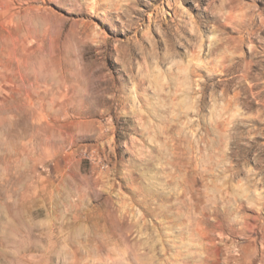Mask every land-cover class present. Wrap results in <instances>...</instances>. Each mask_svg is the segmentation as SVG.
Wrapping results in <instances>:
<instances>
[{"label":"rangeland","instance_id":"rangeland-1","mask_svg":"<svg viewBox=\"0 0 264 264\" xmlns=\"http://www.w3.org/2000/svg\"><path fill=\"white\" fill-rule=\"evenodd\" d=\"M0 264H264V0H0Z\"/></svg>","mask_w":264,"mask_h":264}]
</instances>
